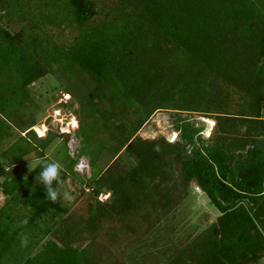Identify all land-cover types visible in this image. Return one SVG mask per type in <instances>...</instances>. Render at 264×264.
<instances>
[{"label": "trees", "instance_id": "trees-1", "mask_svg": "<svg viewBox=\"0 0 264 264\" xmlns=\"http://www.w3.org/2000/svg\"><path fill=\"white\" fill-rule=\"evenodd\" d=\"M19 1L0 0V23L13 15L34 27L30 0H23L24 11ZM36 7L40 23L73 24L78 36L63 49L24 36L22 29L11 33L0 26V147L6 142L0 149V193L5 196L0 264H103L87 249L90 245L71 246L79 239L82 222L88 234L112 240L116 236L121 244L143 243L155 221L153 213L172 209L191 183L218 216L169 264H257L264 256V0H118L111 19L96 22L90 0H40ZM44 9L50 11L43 14ZM53 64L91 82L78 108L98 113L99 100L94 99L108 101L101 124L93 120L92 125L79 126L85 149L102 130L106 138L93 142L110 159L84 181L94 203L86 205L83 221L58 219L65 210L59 212L57 204L46 199L39 180L42 169L36 167L24 178L5 177V167L20 165L32 151L42 157L61 135L47 132L36 138L34 123L22 112L29 103L27 86ZM63 89L57 92L70 100L58 106L67 108L74 92ZM230 94L242 99V108L233 113L228 109ZM159 110L175 115L177 140L136 138L137 129ZM179 113L212 117L213 136L202 140L200 128ZM86 155L94 159L92 150ZM125 157L131 164L123 165ZM73 164L70 159L63 168V180L77 182ZM101 191L109 193V204L95 200ZM15 204L29 207L27 225H15L22 217L15 213ZM41 215L57 217L50 233L58 245L49 242L22 255L16 237ZM111 255V264H124L117 254Z\"/></svg>", "mask_w": 264, "mask_h": 264}, {"label": "rangeland", "instance_id": "rangeland-1", "mask_svg": "<svg viewBox=\"0 0 264 264\" xmlns=\"http://www.w3.org/2000/svg\"><path fill=\"white\" fill-rule=\"evenodd\" d=\"M30 1L28 7L31 8L30 17L34 18V27H32V25L27 26V24L20 22L18 18L13 15L8 16L9 21L1 22L0 26L7 28L11 33L22 29L24 36L34 35L39 37L43 40L42 44L54 43L63 49L72 45L78 36L76 27L73 24L69 25L63 22L61 24L56 23L57 25L53 22L40 23L36 15V6L40 3V0ZM90 1L93 3L94 11L96 12L94 15V22L102 19L104 20V18L108 20L111 19L110 17L113 15V10L118 5V0ZM19 2L22 8L21 10H26V3H24L23 0ZM48 11H50V9H44L43 14ZM92 25L93 23L91 26ZM74 72L76 71L66 72L59 65L53 64L50 72L27 86L29 103H27L25 109L22 110L24 118L32 121L34 123L33 127H37L39 130L43 129L42 137H44L47 132L54 135H61L54 138L47 145L46 149L42 152V157L39 158L37 154L32 151L23 158V162L20 165L12 168H4L6 179L13 177L24 178L36 167L42 169L41 162L56 161L65 168L67 162L70 159L73 160L72 172L76 176L77 182L81 180L82 184H78L70 178L64 179V184L61 186L60 191H69L76 196V199L72 203L64 202L62 199L60 202L56 203L60 210L59 212L65 210L63 213L64 215L59 213V215L62 216H58V219H66L67 222L70 220L75 222L78 218H81L82 221L85 219L86 205L93 204L94 199L89 195L90 188L84 181L88 178L91 180L110 160L106 151L100 150L98 152L93 142L100 136L101 138L102 136L106 138L102 130L98 129L97 135L91 137L89 144L92 145V147L88 149L83 147L81 143L82 137L80 136V127L82 128L83 125H92L94 123L93 120H98L99 124L104 121L102 118V110L105 111L108 108L107 98L94 99L93 102L99 100L97 104L95 103L96 108L101 110L98 113H90L85 106H83V109L80 107L78 108V99H82L86 95L85 92L89 91L92 85L86 77ZM81 85H84L85 88H82ZM64 87L74 92L73 99L70 103L71 105L67 108L59 107L54 98L57 90H64ZM230 95L231 100L228 109L233 113L239 108H242L239 107V105L242 104V99H240L239 94ZM131 116L132 115H130V117ZM177 116L186 118L189 122L194 123V127H199L201 130L199 135L202 140L210 138L214 126L212 117L188 113H179ZM261 116L264 119V108L261 109ZM174 118L175 115L173 112L164 110L155 111L146 122L137 129L134 136L140 140L146 141L162 138L167 143H172V140L175 142L177 140L176 133H174L172 129ZM24 133H21V136H23ZM32 133L36 138L39 137L33 129ZM5 143L3 142L1 144L2 148ZM88 150L94 152V159H90V156L86 155V153L89 152ZM90 161H93V169L90 168ZM129 164H131L130 158H123V165L127 166ZM175 172L176 167H173L172 173ZM172 177L175 179L174 175H172ZM177 186L178 195H180L182 192H180L179 182ZM108 196L109 193L107 191H101L95 200L99 203L109 204ZM22 197H25V195H22ZM4 203L5 196L0 193V208ZM13 209L17 215L22 216L15 224L16 226H21L20 222L29 216V207L15 204ZM153 215H155V221L150 231L145 235L146 238H144L143 243L141 242L137 245L121 244L122 238L117 242L116 236L115 238L113 237L112 240L102 235L88 234L84 231L82 222V230L79 239L75 238L71 246L85 249L90 245L91 247L87 249L97 254L100 262H104L103 264L113 263L111 254H117L119 260L123 261L124 264H169V261L178 251L185 249L200 233L215 222L218 213L209 204L199 188L194 183H191L188 185L183 197L180 198L177 205L167 212L156 211ZM56 219L57 217L41 215L32 221L30 227L21 228V232L16 237L17 246L21 247V233H26L29 239L27 247H21L22 255L37 251L41 245L49 242L58 245L57 239H54L56 237H53L50 233L51 224ZM115 227L112 228L114 232H116ZM109 257L111 260H108V262L106 260ZM262 261H264V256L258 260L257 264H262Z\"/></svg>", "mask_w": 264, "mask_h": 264}, {"label": "clouds", "instance_id": "clouds-1", "mask_svg": "<svg viewBox=\"0 0 264 264\" xmlns=\"http://www.w3.org/2000/svg\"><path fill=\"white\" fill-rule=\"evenodd\" d=\"M156 151H159V146L156 147ZM42 171L39 174V180L44 185L46 191V199L53 203H58L62 199L64 202L72 203L75 201L76 196L69 191H60L61 186L64 184L61 173L63 167L59 162L46 161L41 162ZM21 225H27V220L20 222ZM29 243L28 235L26 233L20 234L21 247H27ZM264 264V261H262Z\"/></svg>", "mask_w": 264, "mask_h": 264}, {"label": "built area", "instance_id": "built-area-1", "mask_svg": "<svg viewBox=\"0 0 264 264\" xmlns=\"http://www.w3.org/2000/svg\"><path fill=\"white\" fill-rule=\"evenodd\" d=\"M56 104L60 105V104H67L70 100V96L62 91H58L56 93ZM173 142V140H172Z\"/></svg>", "mask_w": 264, "mask_h": 264}, {"label": "bare ground", "instance_id": "bare-ground-1", "mask_svg": "<svg viewBox=\"0 0 264 264\" xmlns=\"http://www.w3.org/2000/svg\"><path fill=\"white\" fill-rule=\"evenodd\" d=\"M205 122H206V120H205ZM32 129H33V131H34L36 134L39 135V137H42V131H43V129L39 130L37 127H33Z\"/></svg>", "mask_w": 264, "mask_h": 264}]
</instances>
